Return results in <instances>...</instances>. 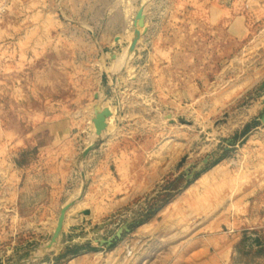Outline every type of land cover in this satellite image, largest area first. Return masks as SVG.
<instances>
[{
  "label": "rangeland",
  "instance_id": "374dc122",
  "mask_svg": "<svg viewBox=\"0 0 264 264\" xmlns=\"http://www.w3.org/2000/svg\"><path fill=\"white\" fill-rule=\"evenodd\" d=\"M0 264H264V0H0Z\"/></svg>",
  "mask_w": 264,
  "mask_h": 264
},
{
  "label": "water",
  "instance_id": "95a60500",
  "mask_svg": "<svg viewBox=\"0 0 264 264\" xmlns=\"http://www.w3.org/2000/svg\"><path fill=\"white\" fill-rule=\"evenodd\" d=\"M141 18L143 20H145V17L142 14L139 16V19H141ZM137 28H138V34L136 36V39L131 44V47H132L133 50L136 49L139 41L141 40V37L146 32L145 28H140L139 29L138 26H137ZM114 61L118 62V56L114 55L113 57H111V63L114 62ZM123 71H124V69L121 68V72H123ZM95 100L99 101L100 100V96L99 95H95ZM94 115H95V118L93 119L92 122H93V124L95 126L97 137H100V136H102L103 132L107 129V126H108L107 125V120H108V118L111 117L112 113H111V110L109 108L101 107L100 105H97L94 108ZM94 149H95L94 146L89 147L88 149H86L84 151L83 156L85 157V156L89 155L91 152L94 151ZM216 154L217 153H214L210 158L204 160L203 161V165H207L210 162H214ZM201 170L202 169L199 168L195 172H198V171H201ZM195 172H194V174H195ZM192 177L193 176H189V179H191ZM83 198H84V195L81 196L79 201H81ZM74 204L75 203H72V204L68 205L66 209H70V207L73 206ZM66 209L63 210L62 213H61V216H60V219H59L60 225L57 227L56 232H55V234L53 236L52 244H55L57 242L59 236H60L64 221H65V211H66ZM83 214L86 215V216L90 215L89 211H85Z\"/></svg>",
  "mask_w": 264,
  "mask_h": 264
},
{
  "label": "crops",
  "instance_id": "0c3cea01",
  "mask_svg": "<svg viewBox=\"0 0 264 264\" xmlns=\"http://www.w3.org/2000/svg\"><path fill=\"white\" fill-rule=\"evenodd\" d=\"M113 55L114 54H112L111 56H113ZM102 81H103L104 85H106V86L109 87V89H112L113 88V83L110 81V77L109 76L103 77V80Z\"/></svg>",
  "mask_w": 264,
  "mask_h": 264
},
{
  "label": "bare ground",
  "instance_id": "6f19581e",
  "mask_svg": "<svg viewBox=\"0 0 264 264\" xmlns=\"http://www.w3.org/2000/svg\"><path fill=\"white\" fill-rule=\"evenodd\" d=\"M117 63V68L121 70V68L123 69V66L120 64V61L118 59V62ZM95 108V107H94ZM67 213V212H66ZM69 218V217H68ZM69 221H72V220H69ZM71 223V222H70Z\"/></svg>",
  "mask_w": 264,
  "mask_h": 264
}]
</instances>
